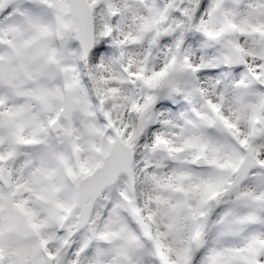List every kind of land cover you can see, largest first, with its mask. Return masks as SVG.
I'll use <instances>...</instances> for the list:
<instances>
[{
	"label": "snow or ice",
	"instance_id": "obj_1",
	"mask_svg": "<svg viewBox=\"0 0 264 264\" xmlns=\"http://www.w3.org/2000/svg\"><path fill=\"white\" fill-rule=\"evenodd\" d=\"M0 264H264V0H0Z\"/></svg>",
	"mask_w": 264,
	"mask_h": 264
}]
</instances>
